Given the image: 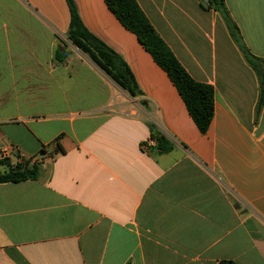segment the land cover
I'll use <instances>...</instances> for the list:
<instances>
[{"label": "crops", "instance_id": "1", "mask_svg": "<svg viewBox=\"0 0 264 264\" xmlns=\"http://www.w3.org/2000/svg\"><path fill=\"white\" fill-rule=\"evenodd\" d=\"M74 2L142 94L68 44L66 0H0V159L40 169L0 183V264H264L260 81L221 15L203 0H137L190 76L214 87L204 135L105 0ZM226 4L264 58V0ZM154 124L171 151H142Z\"/></svg>", "mask_w": 264, "mask_h": 264}, {"label": "trees", "instance_id": "2", "mask_svg": "<svg viewBox=\"0 0 264 264\" xmlns=\"http://www.w3.org/2000/svg\"><path fill=\"white\" fill-rule=\"evenodd\" d=\"M70 10V25L67 41L88 55L108 76L129 96L138 97L141 90L126 61L100 38L94 35L83 23L74 0H66ZM109 10L121 24L134 33L144 48L153 56L157 64L162 67L177 88L188 112L202 134H207L214 118L215 90L207 83L193 79L184 66L177 59L170 47L152 25L137 0H105ZM204 10L217 11L226 23L231 37L239 47L248 64L257 73L260 81V97L258 111L264 105V58L254 55L247 47L241 31L233 20L227 7L226 0H203ZM66 47L65 42L63 43ZM65 51L56 52L57 59L62 62ZM152 126L150 139L157 145L160 152H169L174 144L166 138L157 126ZM12 164L9 159H0V183H18L26 180H36L40 169L37 163ZM220 264H237L234 261L223 260Z\"/></svg>", "mask_w": 264, "mask_h": 264}, {"label": "built area", "instance_id": "3", "mask_svg": "<svg viewBox=\"0 0 264 264\" xmlns=\"http://www.w3.org/2000/svg\"><path fill=\"white\" fill-rule=\"evenodd\" d=\"M156 145H157L156 141L149 138L148 140L144 141L141 144V148H142V151L147 153L150 148L155 147ZM8 155H9V152L8 151H4L1 159H7ZM26 160H28V159H25L23 157L19 158V162L20 163H25ZM31 163H32V160H31Z\"/></svg>", "mask_w": 264, "mask_h": 264}, {"label": "rangeland", "instance_id": "4", "mask_svg": "<svg viewBox=\"0 0 264 264\" xmlns=\"http://www.w3.org/2000/svg\"><path fill=\"white\" fill-rule=\"evenodd\" d=\"M67 42H68V44H70L73 47L74 50L82 52L80 49H78L76 46H74L70 41H67Z\"/></svg>", "mask_w": 264, "mask_h": 264}]
</instances>
